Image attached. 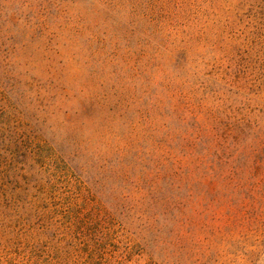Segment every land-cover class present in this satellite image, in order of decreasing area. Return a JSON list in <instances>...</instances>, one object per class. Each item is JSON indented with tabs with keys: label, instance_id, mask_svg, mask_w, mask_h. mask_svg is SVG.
I'll list each match as a JSON object with an SVG mask.
<instances>
[{
	"label": "rangeland",
	"instance_id": "obj_1",
	"mask_svg": "<svg viewBox=\"0 0 264 264\" xmlns=\"http://www.w3.org/2000/svg\"><path fill=\"white\" fill-rule=\"evenodd\" d=\"M0 264H264V0H0Z\"/></svg>",
	"mask_w": 264,
	"mask_h": 264
}]
</instances>
